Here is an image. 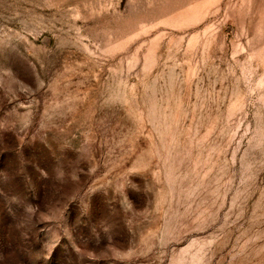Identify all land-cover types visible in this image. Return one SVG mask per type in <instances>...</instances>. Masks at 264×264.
Returning <instances> with one entry per match:
<instances>
[{"label": "rangeland", "instance_id": "374dc122", "mask_svg": "<svg viewBox=\"0 0 264 264\" xmlns=\"http://www.w3.org/2000/svg\"><path fill=\"white\" fill-rule=\"evenodd\" d=\"M0 264H264V0H0Z\"/></svg>", "mask_w": 264, "mask_h": 264}]
</instances>
